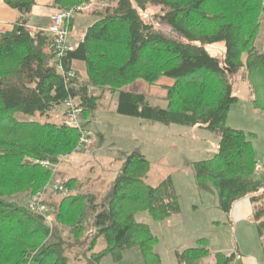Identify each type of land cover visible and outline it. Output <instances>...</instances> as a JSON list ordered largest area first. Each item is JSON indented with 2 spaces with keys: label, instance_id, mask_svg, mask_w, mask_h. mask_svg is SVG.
<instances>
[{
  "label": "trees",
  "instance_id": "1",
  "mask_svg": "<svg viewBox=\"0 0 264 264\" xmlns=\"http://www.w3.org/2000/svg\"><path fill=\"white\" fill-rule=\"evenodd\" d=\"M96 1L103 6L92 10L94 19L78 46L62 58L65 70L74 71L65 81L55 66L51 38L26 28L35 0H3L19 17L12 30L0 33V264H68L81 256L86 264H99L104 255L118 260L133 246L140 247L146 264H161L153 251L156 236L134 216L148 211L154 219H167L179 213V198L170 177L156 186L146 183L150 163L139 151L125 154L102 197L81 192L75 178H68L64 191L75 192L45 191L46 197H57L45 200L48 216L16 200L44 189L52 173L41 162H56L58 156L74 152L81 137L76 127L16 115L49 117L70 98L82 109L79 118L89 123L106 92L116 94L118 114L203 127L217 135L212 157L193 163L196 182L216 194L226 215L236 201L249 197L264 258V183L253 177L257 162L248 135L226 125L228 111L238 100L233 94L235 74L248 82L254 107L264 110V48L256 46L264 0ZM88 2L53 0V6ZM149 5L161 8L171 33L159 32L142 18L140 11ZM74 23L69 22V32ZM217 43L224 45L221 59L205 49ZM75 62L84 66L83 77ZM162 78L173 80L166 86L165 106L152 105L143 93L128 88L137 79L161 85ZM65 114L64 108L63 119ZM97 136L101 146L104 135ZM6 220L10 228L4 226ZM101 237L105 247L92 252ZM208 254V241L200 238L196 246L176 252L175 261L196 264ZM234 256L216 253L215 264H229Z\"/></svg>",
  "mask_w": 264,
  "mask_h": 264
},
{
  "label": "rangeland",
  "instance_id": "2",
  "mask_svg": "<svg viewBox=\"0 0 264 264\" xmlns=\"http://www.w3.org/2000/svg\"><path fill=\"white\" fill-rule=\"evenodd\" d=\"M91 1L87 3V6L89 5L87 10L74 17L76 25L72 33L77 34V41L82 39L85 27L94 19L91 15L92 10L103 6L96 0L92 3ZM140 15L146 22L152 23L159 32L171 33V27L161 18V8L149 5L145 11H140ZM80 23L82 26L77 29L76 26L78 27ZM39 32L46 35L42 31ZM261 43L257 42L258 49H261ZM205 49L211 55L223 58V44L206 45ZM77 69H79L77 73L83 77L84 66ZM172 81L169 78H162L159 81L161 85H150L137 79L128 88L143 93L152 105L165 106L166 86L172 85ZM233 94L238 100L228 111L226 125L243 130L248 135L257 162L253 177L264 183V110L254 107L251 88L247 81L241 79L240 73L235 74ZM63 110L62 106L57 107L49 117L28 116L23 113H18L16 117L20 120L37 119L42 122L48 120L64 124ZM83 123L85 130L91 134L92 144L82 149L76 148L68 155L58 156L63 157V160L58 165L57 172L52 175V181L60 180L65 184L68 178H75L77 189L81 192H90L102 197L110 190L123 164L125 154L139 151L150 163L146 183L156 186L170 177L179 198V213L167 219H154L148 211H139L134 216L137 222L147 224L152 234L156 236L153 251L159 255L161 264H176V252L196 246L200 238L208 241L209 254L196 261V264H215L216 253L226 255L235 253L233 261L229 264H241L242 260L250 256L257 260V264H264L261 242L252 213L250 218L238 221L231 212L228 215L222 213L218 207L216 194L200 189L196 182L193 163L212 157L218 142L214 132L203 127L165 124L118 114L116 94L112 96L110 92L105 93L102 107L96 113L95 120L89 123L85 120L82 121V125ZM99 133L104 135L101 146L98 144ZM71 190L67 189L63 193L68 194ZM16 198L28 206L30 200L28 197L18 195ZM46 199L50 202L55 201L57 197L51 194L46 197L44 193V201ZM4 223V226L10 228V221L6 220ZM46 224L51 226L52 222ZM104 247L105 242L101 237L96 241L92 252L96 253ZM70 255L68 254L69 257ZM208 257L214 261L210 263L205 259ZM68 264H86V261L81 256L80 259L70 258ZM99 264H146V262L140 247L133 246L122 251L118 260L111 254L104 255Z\"/></svg>",
  "mask_w": 264,
  "mask_h": 264
},
{
  "label": "built area",
  "instance_id": "3",
  "mask_svg": "<svg viewBox=\"0 0 264 264\" xmlns=\"http://www.w3.org/2000/svg\"><path fill=\"white\" fill-rule=\"evenodd\" d=\"M94 0L91 1V3ZM90 4V3H89ZM89 6V5H88ZM87 4H79L73 7L67 8H55V10L49 15L48 24L46 27L40 29L39 31L44 32L47 36H49L52 40L51 47L54 51V61L57 70L62 74L65 81H68L74 76V71L72 69L65 70L62 64V58L69 51H73L79 44V41H75L76 43L69 42V22L74 19L75 15L81 13L88 9ZM32 33V31H30ZM65 108V118L64 124L70 127H76L81 132V137L79 140V144L77 149H82L86 146H89L92 138L89 132H85L82 127V120L79 118V114L82 109L72 99H68L64 102ZM63 160V157H59L58 161L51 162L49 160H44L41 164L51 170L52 175L57 172L58 165ZM264 164V157H263ZM52 177V176H51ZM55 191V192H63L64 191V183L60 180H54L47 183L43 190L38 191L34 194L29 202L28 208L38 214L45 215L48 212V206L44 201V193L45 191ZM48 223H50L49 219H46Z\"/></svg>",
  "mask_w": 264,
  "mask_h": 264
},
{
  "label": "crops",
  "instance_id": "4",
  "mask_svg": "<svg viewBox=\"0 0 264 264\" xmlns=\"http://www.w3.org/2000/svg\"><path fill=\"white\" fill-rule=\"evenodd\" d=\"M54 10L55 7L53 6V0H35V4L32 7L28 22L26 24V28L29 31H36L46 27L48 24L49 15ZM18 17H19V13L16 10L6 5L3 2V0H0V33H4L12 30ZM75 25L76 22L74 23V27ZM81 26L82 25L80 23L78 27L76 26V28L80 29ZM68 39L70 43H76L75 41L78 40L77 34L70 32ZM257 42H262L261 43V49H262L264 47V11L261 19L260 31L258 37L256 38V46H257ZM73 66L82 68L78 62H75ZM251 97L253 100L254 97L253 96ZM251 213H252V203L250 202L249 198L239 199L234 203L231 210V215L237 221L240 219L250 218ZM205 259L210 263L214 261L211 257ZM241 264H257V260L254 257L250 256L247 259L242 260Z\"/></svg>",
  "mask_w": 264,
  "mask_h": 264
}]
</instances>
